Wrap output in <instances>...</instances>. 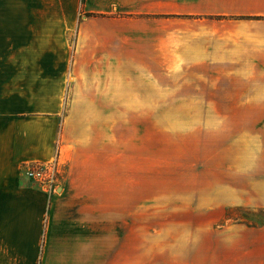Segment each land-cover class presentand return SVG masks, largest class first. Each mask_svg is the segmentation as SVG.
<instances>
[{
  "label": "crops",
  "instance_id": "obj_1",
  "mask_svg": "<svg viewBox=\"0 0 264 264\" xmlns=\"http://www.w3.org/2000/svg\"><path fill=\"white\" fill-rule=\"evenodd\" d=\"M101 5L120 8L124 15L111 19L129 28L110 29L104 16L102 36L108 46L116 41L117 61L108 47L102 65L86 62L88 87L80 91L81 64L63 56L61 31L43 24L51 20L0 14V264H264V220L252 218L264 211V110L233 109V168L214 163L193 204L166 207L164 238L144 240L134 226L124 228L136 209L126 205L124 155L118 146L113 158L103 136L95 141L108 122L88 129L73 105L156 100L127 94L120 65L126 39L143 37L153 39L151 59L182 71L184 86H229L235 103H264V0ZM143 21L158 23L143 28ZM36 162L56 165L54 190L23 176L22 166Z\"/></svg>",
  "mask_w": 264,
  "mask_h": 264
},
{
  "label": "rangeland",
  "instance_id": "obj_2",
  "mask_svg": "<svg viewBox=\"0 0 264 264\" xmlns=\"http://www.w3.org/2000/svg\"><path fill=\"white\" fill-rule=\"evenodd\" d=\"M0 14L15 19L30 15L51 20L43 24L61 31L63 56L72 59L75 54L81 64L79 78L83 85L76 86L78 91L88 87L86 78L90 71L84 69L86 62L102 65L108 47L110 61H117L112 52L118 51L116 41L110 39L108 46L102 34L109 28H129L128 23L115 20L124 15L121 9L103 7L101 0H0ZM104 16L110 18L109 28L102 24ZM157 23L143 21V28H155ZM152 40L127 38L125 55L120 54L119 60L126 67L127 94L142 91L151 94L143 98L156 97V100H140L138 95H130L125 102L72 103L81 107L88 129L94 124L107 126L108 122L106 132L103 128L98 131L95 141L103 136L109 141L113 158L118 157V146L124 155L126 205L136 208L127 214L124 228L128 231L134 226L144 240L164 238L166 207L183 202L193 204L195 199L191 196L198 190L201 175L213 174L214 163L233 168V161H229L233 159V109L264 110V103L229 100L233 97L229 86H207L204 91L199 86H184L182 71L165 69L158 64L163 61L158 55L154 56L157 59H151ZM134 47L142 52V57L138 54L134 58ZM101 73L99 70L97 75L100 77ZM150 82L155 86L143 85ZM198 96L216 101L192 100ZM70 104L67 103L65 112L71 108ZM252 218L264 220V211Z\"/></svg>",
  "mask_w": 264,
  "mask_h": 264
},
{
  "label": "built area",
  "instance_id": "obj_3",
  "mask_svg": "<svg viewBox=\"0 0 264 264\" xmlns=\"http://www.w3.org/2000/svg\"><path fill=\"white\" fill-rule=\"evenodd\" d=\"M22 174L33 184L40 188L51 191L55 189L57 181V167L53 162L49 163H26L22 166Z\"/></svg>",
  "mask_w": 264,
  "mask_h": 264
}]
</instances>
